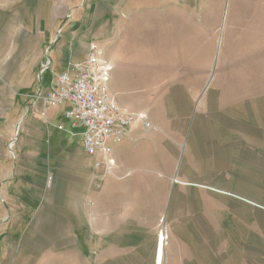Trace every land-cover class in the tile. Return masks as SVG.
<instances>
[{
	"label": "rangeland",
	"instance_id": "rangeland-1",
	"mask_svg": "<svg viewBox=\"0 0 264 264\" xmlns=\"http://www.w3.org/2000/svg\"><path fill=\"white\" fill-rule=\"evenodd\" d=\"M54 2L53 12L63 8ZM71 3L81 8L74 15L83 26L73 51L83 54L89 43L106 50L118 81L130 83L131 109L147 111L152 131L174 154L170 167L166 159L165 170H156L162 183L147 190L146 221H128L146 227L140 235L117 237L116 252L92 248L80 259L264 264V0ZM60 26L55 44L65 34ZM13 31L0 28V161L16 149L24 114L16 106L27 95L18 93L22 68L36 49L27 37L11 44ZM15 247L0 236V259L17 261Z\"/></svg>",
	"mask_w": 264,
	"mask_h": 264
},
{
	"label": "crops",
	"instance_id": "crops-1",
	"mask_svg": "<svg viewBox=\"0 0 264 264\" xmlns=\"http://www.w3.org/2000/svg\"><path fill=\"white\" fill-rule=\"evenodd\" d=\"M1 1L0 24L5 25L0 28L14 30L10 43L21 45L27 37L25 42L36 49L29 66L22 68L26 77L18 93L27 95L16 106L18 111L24 108L16 149L0 161V236L12 238L18 260L11 262L6 256L0 264H84L80 255L92 248L116 252L117 237L138 236L136 231L146 228L128 221H146L147 190L162 183L157 168L171 166L170 145L152 130L134 128L115 148L120 177L101 180L93 158L83 149L82 127H72L64 117L69 104L44 107L40 100L34 101L37 92L49 89L54 74L87 56L90 43L83 54L72 47L79 43L83 27L77 17L81 8L72 0H57L63 3L57 12L52 7L56 0ZM58 26L65 34L55 44L53 29ZM49 62L41 73L42 64ZM128 85L113 73L112 92L120 104L133 110L130 106L136 98ZM73 253L78 260L70 259Z\"/></svg>",
	"mask_w": 264,
	"mask_h": 264
},
{
	"label": "built area",
	"instance_id": "built-area-1",
	"mask_svg": "<svg viewBox=\"0 0 264 264\" xmlns=\"http://www.w3.org/2000/svg\"><path fill=\"white\" fill-rule=\"evenodd\" d=\"M50 65L42 64L41 72ZM114 62L106 50L91 43L87 56L70 62L54 74L47 91L40 90L34 101L44 107L69 104L64 117L72 127H82V146L93 158V168L102 178L120 177L115 148L134 128L156 129L145 110H130L120 104L111 90ZM64 123L59 125L63 128Z\"/></svg>",
	"mask_w": 264,
	"mask_h": 264
}]
</instances>
